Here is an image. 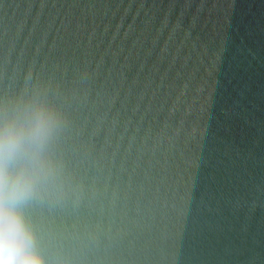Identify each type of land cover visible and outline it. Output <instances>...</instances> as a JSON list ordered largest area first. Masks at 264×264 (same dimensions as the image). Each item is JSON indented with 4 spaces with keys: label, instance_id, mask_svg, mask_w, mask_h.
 Segmentation results:
<instances>
[{
    "label": "water",
    "instance_id": "obj_1",
    "mask_svg": "<svg viewBox=\"0 0 264 264\" xmlns=\"http://www.w3.org/2000/svg\"><path fill=\"white\" fill-rule=\"evenodd\" d=\"M37 90L50 256L264 264V0H0V100Z\"/></svg>",
    "mask_w": 264,
    "mask_h": 264
},
{
    "label": "clouds",
    "instance_id": "obj_2",
    "mask_svg": "<svg viewBox=\"0 0 264 264\" xmlns=\"http://www.w3.org/2000/svg\"><path fill=\"white\" fill-rule=\"evenodd\" d=\"M66 123L63 108L42 91L0 100V264H74L44 250L27 211L59 194L51 188L60 166L50 146Z\"/></svg>",
    "mask_w": 264,
    "mask_h": 264
}]
</instances>
